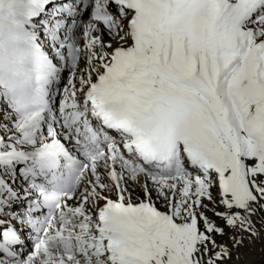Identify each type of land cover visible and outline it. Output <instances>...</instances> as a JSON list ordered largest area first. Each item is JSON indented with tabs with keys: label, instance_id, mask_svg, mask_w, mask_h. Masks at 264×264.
Returning <instances> with one entry per match:
<instances>
[{
	"label": "bare ground",
	"instance_id": "1",
	"mask_svg": "<svg viewBox=\"0 0 264 264\" xmlns=\"http://www.w3.org/2000/svg\"><path fill=\"white\" fill-rule=\"evenodd\" d=\"M118 2L49 0L33 26H20L17 14L29 0H0V151L35 150L54 138L52 146L76 153L81 134L96 137L103 148L38 233L20 220L22 204L41 194L22 169H0L17 198L0 187V230L13 227L21 234L16 261L2 263L117 264L97 221L99 208L109 202L123 208L117 220L127 233L124 264H204L206 254L217 264L258 263L254 245L244 260L233 248L226 261L216 259L237 231L223 229L227 213L241 215L264 241V204L255 192L264 185V173L257 174L264 162V0L251 6L206 0L191 47L173 0L133 8ZM146 8L151 23L139 24ZM226 44L230 50L222 53ZM37 47L60 68L59 83L44 110L24 113L12 97L15 92L32 105ZM104 71L136 119H182L177 141L193 157L181 155L175 173L142 163L127 136L114 129L102 134L85 91ZM226 191L231 196L221 199Z\"/></svg>",
	"mask_w": 264,
	"mask_h": 264
},
{
	"label": "rangeland",
	"instance_id": "2",
	"mask_svg": "<svg viewBox=\"0 0 264 264\" xmlns=\"http://www.w3.org/2000/svg\"><path fill=\"white\" fill-rule=\"evenodd\" d=\"M261 168H263V169H261ZM263 173H264V162L262 163V166L258 168L257 174L263 175ZM263 179H264V177H263ZM183 186H186V184H184ZM255 192H256L257 196L260 197L259 199L261 200V202L264 204V185L260 184V186L255 189ZM229 196H231V194L227 193V191L225 193L220 194L221 199H223V197L227 198ZM225 219H226L227 224L225 223V228L223 227V229L231 230V231H234L235 229L237 231L239 229L240 230L238 232L235 231L233 233L231 241H226L227 243L223 249V251H224L223 254L220 252L221 254L216 260L222 259V260L226 261L227 260L226 257L228 256V253H230L232 251V248L236 249V251H238L239 253H242V257L244 260V258H246V256H248V255L250 256L251 255L250 253H252L251 251L249 252V250L247 248L249 246L251 247L254 245V247H256L260 253L257 256L258 263H256V264H264V256H263L264 255V241L262 239L263 237L261 235H258L257 237L254 236V230H255L254 227L249 222H246L244 220V218L241 215L237 214L236 212H231V213L225 214ZM230 227H232L233 229ZM226 230H225V232H226ZM235 233L237 234L236 236H235ZM244 254H246V255H244ZM203 258H205L204 264H217V262L219 261V260L218 261H210V259L207 257V254Z\"/></svg>",
	"mask_w": 264,
	"mask_h": 264
}]
</instances>
